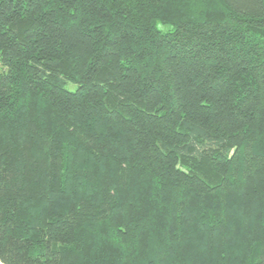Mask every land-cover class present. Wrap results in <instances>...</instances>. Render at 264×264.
Instances as JSON below:
<instances>
[{
    "label": "trees",
    "instance_id": "trees-1",
    "mask_svg": "<svg viewBox=\"0 0 264 264\" xmlns=\"http://www.w3.org/2000/svg\"><path fill=\"white\" fill-rule=\"evenodd\" d=\"M0 264H264V0H0Z\"/></svg>",
    "mask_w": 264,
    "mask_h": 264
}]
</instances>
